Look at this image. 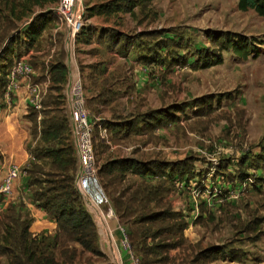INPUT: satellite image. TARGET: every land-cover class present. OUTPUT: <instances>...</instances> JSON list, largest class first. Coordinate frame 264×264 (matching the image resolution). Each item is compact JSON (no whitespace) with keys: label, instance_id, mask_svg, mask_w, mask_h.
<instances>
[{"label":"crops","instance_id":"crops-1","mask_svg":"<svg viewBox=\"0 0 264 264\" xmlns=\"http://www.w3.org/2000/svg\"><path fill=\"white\" fill-rule=\"evenodd\" d=\"M56 3L57 0L46 3L36 8L32 15L18 21V28L10 32L0 49L3 51L0 55V61L3 62L0 65H5L8 73L12 64L19 59H25L34 72L31 76L19 78L10 93L11 100L6 93L8 74L5 85L0 80V185L14 166L21 170L14 181L12 193L0 195V221L11 205L20 206L23 216L31 219L29 231L32 235L55 233L56 221L31 199L27 187L28 169L36 161L33 150L41 145L44 128L41 123L42 111L53 108L50 103L52 96L66 94L71 77L77 73L83 78L87 105L96 123L95 151L100 165L121 158L174 165L166 198L176 211L184 214L187 208L182 202L173 199L174 193L187 194L186 204H193L194 212L200 206L197 200H193V192L187 189L196 190L202 186L207 192L204 203L211 205V212L220 211L226 204H233L242 198L249 184L246 179L252 180L250 176L246 178L247 174L241 168L246 146L243 135H239L240 132L229 133L226 123L220 132H213L209 122L201 119L198 121L196 115L185 120L180 111L172 107V103L167 104L170 93L167 95L163 90L174 84L172 75L180 72V67L147 61L145 58L149 52L144 50H134L132 47L122 49V39L109 42L108 34L102 36L106 25L99 26L97 21L109 23L114 15L89 18L85 30L77 35L72 45L67 41L66 30L59 28L57 18H54L33 46H24V51L18 52L16 46L20 48L24 44L25 31L34 15L53 9ZM84 7L86 9L85 3ZM94 33L97 34L94 36ZM14 34L19 35L22 42L19 43L18 38L13 43L14 50L12 47L7 52L10 58H6L9 56H6L3 47H7ZM44 42L46 48L43 47ZM57 62H62L67 68L65 82L53 77L55 72L52 66ZM10 63L11 67L8 68ZM150 92L153 95L157 93L156 98L160 102L158 99L154 102L155 97L150 99ZM32 111L37 112L36 119L34 115L31 117ZM64 113L70 126L71 120L65 108ZM201 116L198 115L204 118ZM101 128L107 129L106 140L101 138ZM232 156L236 161L229 160ZM78 168L79 161L77 171ZM128 177L140 179L132 173ZM87 184L92 195L101 201L106 193L100 174L98 179H90ZM221 193L224 196L217 198ZM86 205L96 221L99 236L101 225L116 264H139L138 258L125 244V234L118 217L108 220V228L103 223V217L106 216L104 211L95 203L91 204L92 208L87 202ZM187 220L189 228L192 221ZM106 232L111 235L108 236ZM4 233L5 229L0 224V234ZM99 244L101 246V238ZM0 264H10L7 254L0 253Z\"/></svg>","mask_w":264,"mask_h":264},{"label":"rangeland","instance_id":"rangeland-1","mask_svg":"<svg viewBox=\"0 0 264 264\" xmlns=\"http://www.w3.org/2000/svg\"><path fill=\"white\" fill-rule=\"evenodd\" d=\"M106 1L109 0H84V3ZM97 24L106 25L102 36L106 33L121 38L134 50L160 51V46H166L170 56L175 55L174 59L180 62L175 64L180 72L172 75L174 84L163 90L167 95L170 93L167 104L172 103L185 120L196 115L198 121L209 122L213 132H220L226 123L229 133L240 132L246 142L241 168L246 178L250 176L252 180L245 178L249 184L238 201L211 212V205L204 203L207 192L198 186L196 190L187 189L200 204L194 212L193 204H186L187 194H173V199L187 208L186 219L192 224L185 231L188 247L170 251L169 257L174 259V264H264V17L252 9L240 10L237 0H151L144 9L137 6L131 13L114 14L109 23L98 20ZM231 34L256 40L258 56L244 60L232 50H222L218 38L222 41ZM43 45L46 48L45 42ZM24 46L18 45L16 49L24 51ZM11 47L14 50L13 44ZM207 53H222L223 63L194 68L193 59L199 62ZM6 56L10 58L8 53ZM1 69L5 70V65H0ZM156 94L150 92V99L156 98ZM55 101L58 105L59 99ZM233 156L229 160L236 161ZM43 170L49 172L50 168L45 166ZM223 196L221 193L217 198ZM108 220L107 216L103 217V223L109 228ZM99 226L100 247L106 259L84 253L80 264H116ZM152 260L153 264H166L163 257H152Z\"/></svg>","mask_w":264,"mask_h":264},{"label":"trees","instance_id":"trees-1","mask_svg":"<svg viewBox=\"0 0 264 264\" xmlns=\"http://www.w3.org/2000/svg\"><path fill=\"white\" fill-rule=\"evenodd\" d=\"M0 1L1 49L10 32L18 28V21L32 15L36 8L56 0ZM237 1L240 10L252 9L264 17V0ZM150 2L151 0H109L94 5L86 3L85 20L96 15L111 17L122 11L131 13L135 7L141 6L144 9ZM54 18L56 16L52 9L34 15L25 31L24 44L27 48L36 43ZM85 28L86 25L82 31ZM17 34L11 37L8 47H3L4 53L12 49L11 45L19 38ZM120 39L109 36V42ZM218 42H221L222 50H232L244 60L258 56L256 40L253 38L231 34L222 41L218 38ZM121 48L129 49L128 42L123 40ZM144 51L149 52V56L145 58L147 61L164 65L180 63L178 59H174L175 55L170 56L164 45L160 46V51ZM162 52L165 56H160ZM194 61V68H209L223 63L224 57L222 53H207L203 60L199 59L198 62V59H193ZM52 67L54 79L65 82L66 66L57 62ZM0 72L1 83L5 85L8 70L1 69ZM56 98L59 99L58 105ZM48 103L46 102L47 105ZM50 103L53 108L42 111L41 123L44 128L40 138L41 145L33 150L36 161L28 169L27 187L32 201L56 221L57 229L52 235H32L29 231L31 219L23 216L20 206L11 205L0 221L5 229V233L0 234V253L8 255L10 264H80L84 253L106 259L99 244L96 221L76 187L78 157L68 118L64 113L65 95L52 96ZM33 115L36 119L37 112L32 111L31 117ZM45 166L50 168L49 172L43 170ZM172 167L174 165L157 161L139 162L133 158L111 159L100 165L102 186L139 264H153L152 257L156 256L163 257L166 264H174V259L168 253L177 248L188 247L185 230L189 222L185 214L176 211L166 198L170 191V172L174 171ZM130 173L137 174L140 179H130ZM39 174L45 178L40 179ZM233 259L236 257L233 256Z\"/></svg>","mask_w":264,"mask_h":264},{"label":"built area","instance_id":"built-area-1","mask_svg":"<svg viewBox=\"0 0 264 264\" xmlns=\"http://www.w3.org/2000/svg\"><path fill=\"white\" fill-rule=\"evenodd\" d=\"M53 12L57 16L58 27L66 30L69 45L76 41L77 35L85 26V7L83 0H58ZM29 23V22H27ZM32 66L25 60H16L8 73V86L6 93L11 100L10 93L16 87L20 77L33 75ZM65 110L71 120V134L73 137L79 168L76 175V187L87 204H97L110 220L116 217L110 200L105 194L101 201L97 200L88 188V180L99 178L100 164L95 151V126L94 117L88 109L87 95L84 81L80 73L71 77L65 94ZM101 138L107 139V129L101 128ZM21 170L14 166L6 175L0 185V195L10 194L13 191L14 181L19 177ZM106 206V207H105ZM92 208V207H91ZM95 214V213H94ZM96 216V215H95ZM123 232L124 229L122 228ZM125 234V244L130 245Z\"/></svg>","mask_w":264,"mask_h":264}]
</instances>
